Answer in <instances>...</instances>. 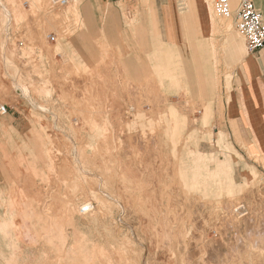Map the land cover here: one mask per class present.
Instances as JSON below:
<instances>
[{
  "label": "rangeland",
  "instance_id": "1",
  "mask_svg": "<svg viewBox=\"0 0 264 264\" xmlns=\"http://www.w3.org/2000/svg\"><path fill=\"white\" fill-rule=\"evenodd\" d=\"M89 1L0 0V264H264V156L225 120L239 0L171 57L160 0Z\"/></svg>",
  "mask_w": 264,
  "mask_h": 264
},
{
  "label": "crops",
  "instance_id": "2",
  "mask_svg": "<svg viewBox=\"0 0 264 264\" xmlns=\"http://www.w3.org/2000/svg\"><path fill=\"white\" fill-rule=\"evenodd\" d=\"M85 1L88 10L92 2ZM254 2L264 18V0ZM152 9L157 10L162 40L169 43L164 52L167 57L175 52L173 46L188 40L208 42L213 35L208 0H160ZM223 39V59L234 67L231 90L224 94L225 120L251 153L264 156V46L253 52L245 50V41L234 32ZM166 62L172 63L167 58ZM164 73L179 83L185 79L179 66H169Z\"/></svg>",
  "mask_w": 264,
  "mask_h": 264
},
{
  "label": "built area",
  "instance_id": "3",
  "mask_svg": "<svg viewBox=\"0 0 264 264\" xmlns=\"http://www.w3.org/2000/svg\"><path fill=\"white\" fill-rule=\"evenodd\" d=\"M54 5L65 6L69 0H51ZM215 11L224 17L233 15L230 0H216ZM236 26L245 40L246 49L250 52L256 51L264 46V18L254 0H239L236 10ZM2 107L0 111L5 112ZM85 208V207H84Z\"/></svg>",
  "mask_w": 264,
  "mask_h": 264
},
{
  "label": "bare ground",
  "instance_id": "4",
  "mask_svg": "<svg viewBox=\"0 0 264 264\" xmlns=\"http://www.w3.org/2000/svg\"><path fill=\"white\" fill-rule=\"evenodd\" d=\"M54 22V21H53ZM210 109V108H209ZM209 109L207 108V110L209 111ZM208 113V112H207ZM208 118V117H207ZM204 119H206V118H204ZM213 172V171H212ZM98 194V193H97ZM91 198V197H90ZM88 200V199H87ZM103 201V200H102ZM92 202H93V200H92ZM227 206V205H226ZM85 207V208H84ZM93 207V204L91 203V202H85V204H84V206H83V208L82 209H80L81 211L83 210V211H87V210H89V209H91ZM96 206H94L93 208H95ZM100 207H101V205H100ZM244 208V206L242 205V206H239L237 209L236 208H234V210H236V211H238V210H240V208ZM228 209V208H227ZM228 211V210H227ZM226 212V211H225ZM90 213V212H89ZM242 213V212H241ZM229 215H230V213H228ZM233 216V215H232ZM231 216V217H232ZM234 217V216H233ZM232 222V221H231ZM5 220L4 221H0V229H1V231H2V233L5 235L6 234V229H4V226H5ZM4 237V236H3ZM82 240V239H81ZM81 242V241H80ZM86 243V242H85ZM78 245V244H77ZM80 245V244H79ZM21 255V254H20ZM14 262V261H13ZM13 264V263H12Z\"/></svg>",
  "mask_w": 264,
  "mask_h": 264
}]
</instances>
